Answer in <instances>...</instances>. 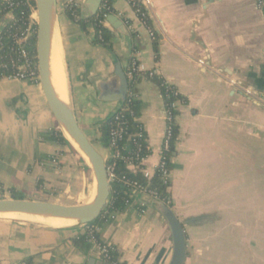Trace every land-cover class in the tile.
Here are the masks:
<instances>
[{"label":"crops","instance_id":"crops-1","mask_svg":"<svg viewBox=\"0 0 264 264\" xmlns=\"http://www.w3.org/2000/svg\"><path fill=\"white\" fill-rule=\"evenodd\" d=\"M57 0L52 51L59 56L68 109L105 162L112 151L100 141V126L118 102L104 100V85L128 60L153 71L185 96L177 103V137L170 155L172 210L186 239L183 264H264V11L256 0H142L156 37L126 0H112L131 24L123 30L107 20L109 45L93 42ZM81 18L94 0H72ZM12 12L2 20L5 27ZM156 40L157 50L153 42ZM128 81L132 76H127ZM131 90L139 105L149 149L142 163L154 176L165 127L159 86L138 75ZM41 80L0 78V200L35 201L74 208L96 194L94 171L62 134ZM86 226L44 224L0 217V264H86L98 258L96 244L73 239ZM124 264H169L172 239L167 222L136 194L97 231Z\"/></svg>","mask_w":264,"mask_h":264},{"label":"trees","instance_id":"trees-1","mask_svg":"<svg viewBox=\"0 0 264 264\" xmlns=\"http://www.w3.org/2000/svg\"><path fill=\"white\" fill-rule=\"evenodd\" d=\"M142 0L137 2L136 8L140 9V12H143L145 16L143 20L145 21L146 27L150 32L153 33L154 38L156 34L152 28L151 22L149 20L147 9ZM29 5H35L34 0H0V21L3 16L12 12L14 15L13 20L3 29L0 35V65L3 66L0 68V75H6L11 71L9 66V62L11 59H17V44L16 39L19 37H24L27 34V28L29 26V17H30V8ZM65 13L66 15L72 19L76 24H78L81 28L85 29L88 24L92 25L93 28V42L101 45H109L110 40L112 38V33L109 29L104 26V22L106 19L105 13L101 10H98L96 13L92 14L88 18H81L79 14V6H77L74 2L66 3L65 5ZM36 25L31 27L32 35L27 38V48L32 55V57L36 61V42H37V32ZM153 48L156 52L157 44L156 40L153 42ZM126 76H132V80L129 82V89L133 87V82L138 80V75H144L149 77L153 82H155L162 93V97L165 103V107L170 108L171 104L175 101L186 103V98L180 93L174 94L177 89L168 84L162 77L155 74L153 71L150 72H139L135 65H133V60H128L127 66L124 69ZM128 110L123 112V121L126 126L127 134H131L136 130L137 122L135 121V117L139 114V105L135 98L130 99L127 106ZM177 113V111H173ZM114 121L113 118H110L104 124L100 126L101 138L100 141L104 146H109L111 151L115 149L119 150L120 156L113 157L108 162L114 163L113 171L115 174L114 180L109 183V197L107 204L105 205L102 212L99 216L91 223L87 224L85 227V231L83 234L78 235L73 239V242L81 246L88 241L94 243H102L99 239V235L95 232V227H100L103 224L108 222V217L111 214H116L117 212L122 211L130 202V190L132 188L137 187H147V189L154 190L156 193V198L169 207L172 206L171 196L169 190V183L165 184L163 179H161L158 173H155L154 176L150 179H146L142 172L141 168L142 164L139 163L138 160H134L135 168H129L122 157L126 156H134V154L140 149V153H147V143H140V147L138 145L133 144L131 139L124 138L116 142L115 146H110L109 142V132L110 128L113 126ZM47 137L58 141L61 145H64V139L62 137L61 132L57 134L47 135ZM177 137V126L174 125V139ZM174 143L171 146V153L174 150ZM168 169H172L171 161H168ZM116 264H124L121 262H117L116 253L112 254L111 262H115ZM22 264H30V260L26 259L21 262Z\"/></svg>","mask_w":264,"mask_h":264},{"label":"water","instance_id":"water-1","mask_svg":"<svg viewBox=\"0 0 264 264\" xmlns=\"http://www.w3.org/2000/svg\"><path fill=\"white\" fill-rule=\"evenodd\" d=\"M100 1L94 0L91 9L92 14L98 11ZM34 2L38 17L36 58L44 92L60 131L91 165L96 179V194L90 203L74 208L35 201L0 200V216L30 215L59 225L86 226L99 216L108 201L109 182L106 173V162L90 145L81 132L72 112L62 105L55 92L51 68V50L58 13L57 0H34ZM107 20L114 28L124 29L122 22L115 16L110 15ZM4 28L5 22L1 20L0 35ZM128 87V78L120 62H117L114 66V77L104 85V89L108 93L104 100L118 102L117 108L107 121L121 108ZM141 200L157 210L168 224L173 247L169 264H183L186 254V239L183 226L176 213L164 202L149 195H142ZM86 264L111 263L90 258Z\"/></svg>","mask_w":264,"mask_h":264},{"label":"built area","instance_id":"built-area-1","mask_svg":"<svg viewBox=\"0 0 264 264\" xmlns=\"http://www.w3.org/2000/svg\"><path fill=\"white\" fill-rule=\"evenodd\" d=\"M111 1L112 0H101L98 10L103 11L105 13V16H108V15L115 16L118 20L123 22L125 27H127L128 29L131 28L132 26L129 23V21L125 18L124 14H122L121 12H114V10L112 9ZM138 1L139 0H126L129 6L133 9L136 16L145 24V21L143 20V17L145 16V14L143 12H140L139 8H136ZM69 2H72V0H69L67 3ZM256 6L259 10L264 11V0H256ZM29 8H30V17H29V26L27 28V34L24 37H19L16 39L17 59L10 60L9 66L11 68V71L6 75H0V78L8 77L11 79H16V80H31V81L41 80L39 70H38V65H37V58L35 61V59L32 57V55L30 54L26 46L27 38L32 35V32L30 31L31 27L33 25H36V28H37V23H38L36 6L29 5ZM36 32H37V29H36ZM150 34L153 36L152 32H150ZM133 65L136 66L135 61L133 62ZM1 67L3 66L0 65V68ZM263 75H264V68H263ZM177 93H179L178 90L175 91L174 94H177ZM134 96H135L134 92L130 90L128 87V91H127L126 97L123 101L121 108L111 117L113 118L114 124L110 128V132H109L110 146H115L117 141L122 140L124 138L131 139L133 144L138 145V147H140V143L142 142L147 143L144 127L142 123L138 121L137 117H135V121L137 122L136 130L131 134H127L126 126L123 121V112L125 110H128L126 106L128 102L130 101V99L135 98ZM177 103L178 102L175 101L171 104L170 108H168L167 106L165 107V127H164L163 136H162L161 147L159 151L158 163L155 166V170H154V174L158 173L161 179H163V182L165 184L166 183L168 184L170 181L171 170L168 169L167 163L168 161H170L171 157L169 153L171 152L172 143H174V125H176L177 113H174L173 111H177ZM147 149H148V146H147ZM148 155H149V149L147 153L145 152L143 154L140 153V149H139L134 154V156H126L122 158H124L129 168H135L136 165H134L133 163L134 160H138L139 163L142 164L147 159ZM119 156H120L119 150L115 149L114 151H112L111 158L119 157ZM109 161L106 162V173L108 177V182L111 183L115 178V174L113 171L114 163L108 164ZM141 171H142V168H141ZM130 192H131L130 193L131 200L134 194L139 196L140 200H141L142 195H149L157 199L155 196L156 195L155 191L147 189L146 186L132 188ZM114 218H115V214L109 215L108 222L113 220ZM98 230H99V227H95V232H97ZM95 244L97 248L96 254L98 258H100L101 260L107 261L111 264H116V261L113 263L111 262L112 254L116 253L115 248L113 246L105 244V243H95Z\"/></svg>","mask_w":264,"mask_h":264},{"label":"bare ground","instance_id":"bare-ground-1","mask_svg":"<svg viewBox=\"0 0 264 264\" xmlns=\"http://www.w3.org/2000/svg\"><path fill=\"white\" fill-rule=\"evenodd\" d=\"M53 45V40H52ZM51 68H52V76H53V82H54V88L56 95L62 105L66 108H68V100L66 95V88L64 83V75L61 67V62L59 59L58 54L56 53L55 49L51 50ZM1 217V216H0ZM2 217H8L7 215H4ZM17 219H24V220H31L34 222L44 223V224H55L53 222L44 221L41 218L26 215V216H13Z\"/></svg>","mask_w":264,"mask_h":264},{"label":"rangeland","instance_id":"rangeland-1","mask_svg":"<svg viewBox=\"0 0 264 264\" xmlns=\"http://www.w3.org/2000/svg\"><path fill=\"white\" fill-rule=\"evenodd\" d=\"M79 1H81V0H79ZM22 220H24V219H22ZM26 221L34 222V221H31V220H26Z\"/></svg>","mask_w":264,"mask_h":264}]
</instances>
